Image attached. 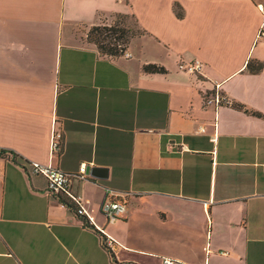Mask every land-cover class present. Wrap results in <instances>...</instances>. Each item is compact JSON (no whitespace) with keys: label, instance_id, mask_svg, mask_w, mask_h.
<instances>
[{"label":"crops","instance_id":"0c3cea01","mask_svg":"<svg viewBox=\"0 0 264 264\" xmlns=\"http://www.w3.org/2000/svg\"><path fill=\"white\" fill-rule=\"evenodd\" d=\"M118 13L141 31L102 54L87 33ZM261 28L264 0H0V264H264ZM215 82L229 104L205 103ZM25 159L106 167L70 180L94 224ZM107 189L134 192L123 218Z\"/></svg>","mask_w":264,"mask_h":264},{"label":"built area","instance_id":"2783aa9c","mask_svg":"<svg viewBox=\"0 0 264 264\" xmlns=\"http://www.w3.org/2000/svg\"><path fill=\"white\" fill-rule=\"evenodd\" d=\"M259 34H264V29L261 28ZM179 68L187 70L189 72H198L201 67V61L198 59H192L189 61H180L178 63ZM205 103L213 104L214 107H218L221 104H229L231 102L230 98L220 90V83L215 82L212 92L207 94L204 98ZM203 129V128H202ZM61 133L58 131L52 132V136L50 139V150L51 152L58 151L61 147L60 139ZM7 151L0 148V155L10 154L12 152L6 153ZM16 155V153L14 154ZM13 155V156H14ZM26 163V164H25ZM22 167H24L28 171L33 174H41L47 180V191L51 195L59 196L62 194L63 196H67L69 201L73 204L74 212L77 215H83L88 224H94L93 218L87 212L84 200L81 195L73 193L69 188L70 180L72 177H77L80 179L87 178L86 172V164L81 163L79 168L75 172L66 171L61 169L60 167L53 165L51 163H42L40 161L34 159H25L24 163H20ZM28 164V165H27ZM134 192L131 191H116L112 189H107L104 195V198L100 202L99 210L105 216V218L109 221H114L119 218H123L128 210V202L130 196L133 195ZM100 230L103 236V242L106 246H111L113 243L112 238L104 232V230L95 226ZM161 264H188L180 259L170 257V256H162Z\"/></svg>","mask_w":264,"mask_h":264},{"label":"trees","instance_id":"16d2710c","mask_svg":"<svg viewBox=\"0 0 264 264\" xmlns=\"http://www.w3.org/2000/svg\"><path fill=\"white\" fill-rule=\"evenodd\" d=\"M176 13L181 15V11L178 8H176ZM116 15L121 16L123 19L130 16L135 23V19L131 14L118 13ZM140 31V28L137 26L135 31L132 30L131 26L127 25V23L106 22L91 26L87 33V40L94 42L102 54L114 56L122 54L126 49L130 37ZM246 66L250 70H258L262 67V63L260 61L254 62L249 60ZM143 69L148 72H163L166 70L164 66L156 63H146L143 65ZM57 198L73 209V204L65 196L59 194Z\"/></svg>","mask_w":264,"mask_h":264},{"label":"water","instance_id":"95a60500","mask_svg":"<svg viewBox=\"0 0 264 264\" xmlns=\"http://www.w3.org/2000/svg\"><path fill=\"white\" fill-rule=\"evenodd\" d=\"M86 172L90 176L97 177V178H102V177H105L107 175V168L106 167H102V166L92 165V166H87L86 167Z\"/></svg>","mask_w":264,"mask_h":264},{"label":"rangeland","instance_id":"374dc122","mask_svg":"<svg viewBox=\"0 0 264 264\" xmlns=\"http://www.w3.org/2000/svg\"><path fill=\"white\" fill-rule=\"evenodd\" d=\"M108 22H118L120 24L127 23V25L131 26L132 30L134 31L136 30V24L134 23V20L130 16L123 19L121 16L114 14L112 15L111 19Z\"/></svg>","mask_w":264,"mask_h":264}]
</instances>
